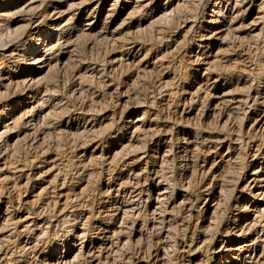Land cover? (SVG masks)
<instances>
[{
	"label": "rangeland",
	"instance_id": "rangeland-1",
	"mask_svg": "<svg viewBox=\"0 0 264 264\" xmlns=\"http://www.w3.org/2000/svg\"><path fill=\"white\" fill-rule=\"evenodd\" d=\"M59 1L37 0L35 12L1 16L0 46L22 51L37 34L43 48L47 17ZM114 1L69 2L77 3L75 19L61 24L64 32L52 37L53 48L47 45L54 56L38 84L13 87L0 75V264H222L218 235L235 209L252 210L241 188L246 165L258 145L264 147V132L252 125L253 114L264 112V0H246L238 18L218 32L207 21L212 0H153L145 8L124 0L131 1L124 10L120 3L110 7ZM165 4L168 15L151 18V9ZM93 8L101 20L84 32ZM19 16L24 21L16 23ZM33 16L37 27L30 30L27 19ZM70 33L74 40L65 47L63 37ZM1 52L0 74L23 69ZM229 177L235 190L210 225V191L227 188ZM153 183L162 184L168 199L152 211ZM249 215L250 232L262 235L264 212ZM258 245L261 250L263 241ZM226 259L224 264H234Z\"/></svg>",
	"mask_w": 264,
	"mask_h": 264
},
{
	"label": "bare ground",
	"instance_id": "bare-ground-1",
	"mask_svg": "<svg viewBox=\"0 0 264 264\" xmlns=\"http://www.w3.org/2000/svg\"><path fill=\"white\" fill-rule=\"evenodd\" d=\"M36 1L37 0H4V1H1L0 0V17L3 16V15H10V14H20L22 12H26V13H31V12H35L36 11ZM58 1V0H57ZM72 0H60L56 6H54L53 8V11L51 13H49L48 17L49 18V24L47 23V31L46 32H43L45 33L44 35H46L44 38L47 42V44H45V46L43 48H40L38 46V38H37V34H35V42H33L31 45V47L29 46L28 47V44L29 43L25 40L24 44H22V51H18L19 48H13L11 50H9L8 46L6 47V45H4L0 50H2L1 54L3 56H5L7 58V61H20V64H22L23 66V69L21 71H19L18 69H12L10 70V68L7 70L8 72L5 73V75L3 74H0L2 76L3 79H7L9 80V83L8 84H12V82L15 83V85H26L27 87H29V85L33 84V83H36L38 84V82H40L41 78L44 77L50 70L51 68V64H52V60H53V55H51V52L49 53L48 52V48L47 45L50 47H54L53 45V36L57 33L59 34H62L64 32V29H63V26L61 24H65L66 22H68L69 19H72L74 20L75 19V15L74 13H72V8H73V5H77L76 2H73L72 5L69 3L71 2ZM168 1V0H167ZM176 1V0H175ZM183 1V0H181ZM46 2V1H45ZM129 2L131 1H124V0H117V1H114V3H112L110 5V7L114 6L115 3H119L122 5V8L124 10V8L126 7L127 3L129 4ZM135 2L137 3H140L142 4V6L145 8V7H150L151 4H154L153 0H135ZM185 2V1H184ZM183 2V3H184ZM188 2V1H187ZM186 2V3H187ZM220 2H222V4H220ZM248 2V1H247ZM49 3V2H48ZM79 3V2H78ZM168 3V2H166ZM182 3V2H181ZM39 4V2H38ZM50 4V3H49ZM69 4V5H68ZM81 4V2L79 3ZM98 4V3H97ZM177 4V2H176ZM175 4V5H176ZM220 4V5H219ZM246 0H223V1H220V0H212L211 2V5H210V12L212 13V17L213 18H210L208 19L207 21H209L211 24V29L212 31H216L218 32V30L222 27V26H227L229 23L231 24V22H234V19L238 18V16L240 15V12L241 10L246 6ZM264 4V3H263ZM117 5V4H116ZM168 5L169 4H165V5H161V6H157L155 5V7L153 9H151V15L153 17H156V18H162L164 17L167 13H166V10L168 8ZM183 5V4H182ZM249 5V4H248ZM139 6V5H138ZM141 6V8H142ZM99 7V6H98ZM175 7H178V6H175ZM174 7V8H175ZM180 7V6H179ZM178 7V9H179ZM183 7V6H182ZM48 8V7H47ZM118 8V7H117ZM140 8V7H139ZM144 8H142L144 10ZM170 8V7H169ZM261 8V7H260ZM94 9V8H93ZM114 9V8H112ZM172 9V7H171ZM170 9V10H171ZM177 9V8H176ZM76 10V9H75ZM78 10V14L77 16L79 15L81 9H77ZM142 10V11H143ZM49 12V10H47ZM136 11V10H135ZM138 11V10H137ZM169 11V10H168ZM173 11V10H172ZM170 11V12H172ZM243 11V10H242ZM248 11V10H247ZM105 17L104 19H106L107 17H110V8L108 7V9H106L105 7ZM112 12V11H111ZM114 12V11H113ZM127 12V11H126ZM149 12V11H148ZM169 12V13H170ZM37 14V12H36ZM42 14V13H41ZM47 14V12H46ZM115 14V13H114ZM118 14V13H117ZM124 14V13H123ZM210 14V13H209ZM32 15V14H31ZM142 15V14H141ZM168 15V14H167ZM211 15V14H210ZM222 15V19H219V16ZM243 15V14H242ZM22 16V15H21ZM171 16V15H169ZM258 16V15H257ZM5 17V16H4ZM80 17V16H79ZM85 17H88L87 21L85 22L84 24V27L82 28V30L84 32H90L92 31L93 29L95 30V26L96 24L101 20V11H98L96 9L94 10H90L88 11L87 15H85ZM145 17V16H144ZM149 17V16H148ZM241 17V16H240ZM256 17V16H255ZM20 18V16H19ZM27 18V16H26ZM39 18V17H38ZM262 18V17H260ZM79 19V18H78ZM109 19V18H108ZM164 19V18H163ZM168 19V18H167ZM166 19V20H167ZM2 20V19H1ZM21 20L24 21L23 18H20V19H17L16 18V23L20 22ZM37 18L36 16H33V17H29L27 19L28 21V26L30 27V30L32 28L37 27ZM151 20V19H150ZM14 21V22H15ZM46 21V20H45ZM106 21V20H105ZM140 21V20H139ZM189 21V20H188ZM254 21V20H253ZM1 22V21H0ZM41 22V21H40ZM70 22V20H69ZM72 22V21H71ZM104 22V21H103ZM154 22V21H151V23ZM156 22V21H155ZM261 22V21H260ZM24 23V22H23ZM256 23V22H255ZM254 23V24H255ZM39 24V23H38ZM43 24V23H42ZM105 24V23H104ZM243 24V23H242ZM25 25V23H24ZM46 25V24H45ZM106 25V24H105ZM139 25V24H138ZM186 25V24H185ZM203 25V24H202ZM10 26V25H9ZM15 29L17 28V25H15ZM23 26V25H22ZM21 26V27H22ZM107 26V25H106ZM111 26V25H110ZM248 26V25H247ZM13 27V26H12ZM65 27V25H64ZM139 27V26H138ZM244 27V26H243ZM242 27V28H243ZM75 28V27H74ZM102 28V27H101ZM229 28V26H228ZM227 28V29H228ZM241 28V29H242ZM14 28H12L13 30ZM18 29H19V26H18ZM29 29V28H28ZM27 29V30H28ZM109 29V28H108ZM231 29V27H230ZM237 29V28H236ZM26 30V29H25ZM235 30V29H234ZM7 31V30H6ZM9 31V29H8ZM80 31V30H79ZM110 31V30H109ZM221 31V29H220ZM238 31V30H237ZM35 32V31H34ZM76 32V31H75ZM104 32V31H103ZM232 32V31H231ZM253 32V31H252ZM9 33V32H8ZM14 33V32H13ZM12 33V35H13ZM36 33V32H35ZM80 33V32H79ZM255 33V32H254ZM30 34V33H29ZM57 34V35H59ZM74 34L75 33H70L68 34L67 36L63 37V42H62V45L64 43L63 46L67 47H71V43L72 41L74 40ZM84 34V33H83ZM86 34V33H85ZM253 34V33H252ZM1 35V34H0ZM4 35V34H3ZM6 35V34H5ZM25 35V34H24ZM102 35V34H101ZM262 35V34H261ZM8 36V35H7ZM109 36V35H108ZM205 36V34L203 35ZM212 36V35H211ZM3 37V36H2ZM23 37V36H22ZM106 37V36H105ZM202 37V36H201ZM1 38V37H0ZM21 38V37H20ZM29 38V36H28ZM34 38V37H33ZM208 38V37H207ZM1 40V39H0ZM113 40V39H112ZM22 41V40H21ZM55 41V39H54ZM76 42V41H75ZM22 43V42H21ZM56 43V42H55ZM14 44V43H12ZM129 44V43H128ZM58 45V44H56ZM129 46V45H127ZM126 46V47H127ZM20 47V46H19ZM47 47V48H46ZM59 47V46H58ZM74 48V46H72ZM52 48L50 50H52ZM71 49V48H70ZM203 49V48H202ZM57 50V49H56ZM63 50V49H62ZM74 50V49H72ZM210 50V49H209ZM65 51V50H64ZM68 51V49H67ZM62 52V51H61ZM205 52V51H204ZM207 52V51H206ZM57 53H55L56 55ZM63 54V53H62ZM65 54V53H64ZM203 54V53H202ZM212 53H210L209 55H211ZM67 55V54H66ZM123 55V54H122ZM122 55L120 54V56L122 57ZM127 55V54H126ZM57 56V55H56ZM55 56V57H56ZM134 56V55H133ZM199 56V55H198ZM60 57V56H59ZM58 57V58H59ZM2 59V58H1ZM60 62H62L63 60V57H60L59 58ZM70 59V58H69ZM124 59V58H123ZM58 61H56V65L58 64L57 63ZM55 63V61L53 62ZM64 63V62H63ZM14 64V63H13ZM59 65V64H58ZM14 66V65H13ZM54 66V64H53ZM3 68V67H2ZM7 68V67H6ZM1 70V69H0ZM6 70V69H5ZM2 72V71H1ZM50 73V72H49ZM5 76V77H3ZM46 78V76H45ZM263 79V78H262ZM4 81V80H3ZM3 83V82H2ZM261 83V82H260ZM6 84V82H5ZM4 84V85H5ZM2 86V85H1ZM13 86V84H12ZM262 86V85H261ZM14 87V86H13ZM18 87V86H17ZM26 87V88H27ZM1 88V87H0ZM5 88V87H4ZM251 89V88H250ZM257 90V89H256ZM1 91V89H0ZM250 93V92H249ZM255 93V92H254ZM28 94V93H27ZM249 95V94H248ZM252 95V94H251ZM250 95V96H251ZM263 95H264V91H263ZM242 96V95H241ZM259 96V95H258ZM243 97V96H242ZM249 97V96H248ZM260 97V96H259ZM234 98V97H233ZM247 98V97H246ZM264 98V97H263ZM27 99V98H26ZM239 99V97H238ZM241 99V98H240ZM244 99V98H243ZM253 99V98H252ZM257 100H259L257 98ZM234 101V100H233ZM21 101H19L18 103H20ZM236 102V101H235ZM242 102V101H241ZM239 102V103H241ZM258 102V101H257ZM262 102V101H261ZM22 103V102H21ZM243 103V102H242ZM252 103V102H251ZM6 104V103H5ZM10 105V104H9ZM13 105V104H12ZM11 105V106H12ZM248 105V104H246ZM258 105V104H257ZM7 106V105H6ZM251 106V105H250ZM3 108V106H1ZM235 107V106H234ZM13 110L11 111V113L14 111H16V108L17 106L13 105ZM19 108V107H18ZM236 108V107H235ZM243 108V107H242ZM248 108V107H246ZM250 108V107H249ZM1 109V108H0ZM12 109V108H10ZM240 109V107H239ZM258 109V108H257ZM255 110V109H254ZM250 111V110H249ZM248 111V112H249ZM263 111V110H262ZM255 112V111H254ZM260 112V111H259ZM10 113V114H11ZM14 114H12L13 116ZM19 115V114H17ZM16 115V116H17ZM22 115V114H21ZM20 115V116H21ZM254 121H253V130H255L256 132H259L261 133L262 132V135H263V132H264V112H261V114L259 113H254ZM222 117V116H221ZM225 118V117H224ZM247 118V117H246ZM251 118V117H250ZM7 119H10L11 121H9L11 124H13V121L15 118L12 119V117H8ZM222 119V118H221ZM249 119V118H248ZM252 119V118H251ZM227 120V119H226ZM225 120V122H226ZM230 120V119H229ZM228 120V121H229ZM241 120V119H240ZM245 120V119H244ZM21 121V120H20ZM239 121V120H238ZM248 121V120H247ZM250 121V119H249ZM251 121V122H252ZM8 122V121H7ZM142 122V121H141ZM10 123H7L6 125H4L5 127L4 128H8L7 126L10 125ZM18 123V122H17ZM130 123V122H129ZM132 123V122H131ZM241 123V122H240ZM249 123V122H248ZM141 124V123H140ZM225 124V123H223ZM142 125V124H141ZM240 124L238 123V126ZM243 125V124H242ZM248 125V124H247ZM251 125V124H250ZM130 126V125H129ZM224 126H227V125H224ZM223 126V127H224ZM2 127V123L0 124V128ZM11 127H14V126H11ZM139 127V126H138ZM141 127V126H140ZM10 128V127H9ZM251 128V127H250ZM3 129V128H2ZM134 129V127L132 128ZM240 129V128H239ZM243 130V129H242ZM8 131V130H7ZM136 131V130H135ZM239 131V130H237ZM241 131V130H240ZM252 131V130H251ZM250 131V132H251ZM133 132V131H132ZM242 132V131H241ZM254 132V131H253ZM236 133V131H235ZM252 133V132H251ZM1 134V133H0ZM136 134V133H135ZM248 134V133H247ZM258 134V133H257ZM249 135V134H248ZM261 135V136H262ZM143 136V135H142ZM161 136V135H160ZM226 136V135H225ZM232 136V135H231ZM238 136V135H237ZM254 136V135H253ZM257 136V135H256ZM128 137V136H127ZM135 137V136H134ZM133 137V138H134ZM137 137V136H136ZM132 138V137H131ZM140 138V137H139ZM166 138V137H165ZM188 138V137H187ZM135 139V138H134ZM133 139V140H134ZM141 139V138H140ZM139 139V140H140ZM216 139V138H215ZM219 139V138H218ZM223 139V138H222ZM238 139V137H237ZM260 139V138H259ZM121 140V139H120ZM135 140H138V139H135ZM234 140V139H233ZM131 141V140H130ZM148 141V140H147ZM153 142V140H151ZM186 141V140H185ZM216 141V140H214ZM236 141V140H235ZM143 142L145 143V140H143ZM156 142V141H155ZM187 142V141H186ZM224 142V141H223ZM264 142V141H263ZM129 143V142H127ZM131 143V142H130ZM129 143V145H130ZM162 143H164L162 141ZM185 143V142H184ZM192 143V142H191ZM220 143V142H219ZM126 144V143H125ZM189 144V143H188ZM218 144V143H216ZM252 144V143H251ZM258 144V143H257ZM124 145V144H123ZM229 145V144H228ZM227 145V146H228ZM261 145V144H260ZM219 146V144H218ZM221 146V145H220ZM223 146V145H222ZM187 147V146H186ZM235 147V146H234ZM190 148V147H189ZM204 148V147H203ZM208 148V146H207ZM213 148V147H212ZM229 148H232V147H229ZM251 148V147H250ZM256 148V147H255ZM196 149V148H195ZM238 149V148H237ZM184 150V149H183ZM191 150V149H189ZM194 150V149H193ZM211 150V149H210ZM236 150V149H235ZM250 150V149H249ZM252 150V149H251ZM250 150V151H251ZM256 150V154H254L253 156V160L251 162H249L247 166V172L244 173L243 178H244V183L242 185V188H241V191L242 189H247V192L249 193L248 195L250 196V198H248V200L246 202L250 203L251 202V208L252 210L250 211L252 214H257V213H263L264 212V147L263 146H259L257 147ZM197 151V150H196ZM196 151H195V154H196ZM240 151V150H239ZM242 151V150H241ZM247 151V150H246ZM161 152V151H160ZM167 152V151H166ZM192 152V151H191ZM208 152V151H207ZM212 152V151H211ZM232 152V151H231ZM238 152V151H237ZM236 152V153H237ZM148 153V151H147ZM159 153V152H158ZM165 153V152H163ZM200 153V152H199ZM198 153V154H199ZM215 153V152H214ZM230 153V152H229ZM185 154V153H184ZM183 154V155H184ZM238 154V153H237ZM236 154V155H237ZM242 154V153H241ZM252 154V153H251ZM142 155V154H141ZM156 155V154H155ZM161 155V154H160ZM188 155V153H187ZM222 155V154H221ZM225 155V153H224ZM247 155V154H245ZM250 155V154H249ZM259 155H262V157L259 159ZM164 156V155H163ZM161 156V157H163ZM165 156H166V153H165ZM164 156V157H165ZM192 156V155H190ZM196 156V155H195ZM205 156V155H204ZM163 157V159H164ZM185 157V156H184ZM234 157V156H233ZM248 157V156H247ZM138 158V157H137ZM152 158V157H151ZM199 158V157H198ZM230 158V157H229ZM252 158V157H251ZM159 159V158H157ZM162 159V158H161ZM194 159V158H193ZM212 159V158H211ZM233 159H236V158H233ZM186 160V159H185ZM224 160V159H223ZM215 161V160H214ZM231 161V159H230ZM161 162V161H160ZM192 162V161H191ZM198 162V160H197ZM206 162V161H205ZM211 162V161H210ZM239 162V161H238ZM245 162V160H244ZM190 163V162H189ZM203 163V162H202ZM230 163V162H229ZM228 163V164H229ZM233 163V162H232ZM231 165H234L232 164ZM235 163V162H234ZM246 163V162H245ZM251 163V164H250ZM197 164V163H195ZM200 164V163H199ZM198 164V165H199ZM206 164V163H205ZM227 164V165H228ZM190 165V164H189ZM243 165V164H242ZM224 166V165H223ZM235 166H238V165H235ZM244 166V165H243ZM245 166V167H246ZM227 167V166H226ZM187 168V167H186ZM194 168V167H193ZM196 168V167H195ZM225 168V167H224ZM244 168V167H243ZM227 169V168H226ZM236 169V168H235ZM245 169V168H244ZM196 170V169H195ZM202 170V168H201ZM204 171V170H203ZM197 172V171H196ZM234 172V171H233ZM243 173V172H242ZM233 176V175H231ZM241 176V175H240ZM241 176V177H242ZM228 177V176H227ZM162 178V177H161ZM235 178V177H234ZM240 178V177H239ZM241 179V178H240ZM229 180H231V178L229 177ZM243 180V179H242ZM223 181V180H221ZM234 181V179H232L229 183V186L227 188H225L224 186H220L221 188H219V191L218 193H214V190H211L210 191V194H212L211 198H212V204H209L206 206L205 208V219L206 217L208 219H210V222L209 224L211 225L213 221V216L215 215L217 209L219 206H221L223 203L222 200H224L225 202H227L226 200H228V195L231 194V192L233 191V189L235 190V184L237 183H234L232 184ZM237 181V180H236ZM235 181V182H236ZM214 181H212L213 183ZM189 184V183H188ZM187 184V185H188ZM220 184V183H219ZM222 184V183H221ZM226 184V183H225ZM162 185V184H161ZM160 184H154L152 185V188H151V209L152 211L153 210H156L160 204V202L165 198V188H163ZM223 185V184H222ZM218 186V185H216ZM226 186V185H225ZM238 186V185H236ZM210 187V186H209ZM215 188V186H214ZM238 188V187H236ZM149 189V188H148ZM211 189V188H210ZM209 189V190H210ZM216 191V190H215ZM234 194V193H233ZM236 194V193H235ZM115 195V194H114ZM234 196V195H233ZM232 196V197H233ZM116 197V196H114ZM113 198V197H112ZM167 198V197H166ZM165 198V199H166ZM185 198V197H183ZM116 199V198H115ZM168 199V198H167ZM166 199V200H167ZM231 199V198H230ZM185 200V199H184ZM149 202V201H148ZM147 202V203H148ZM165 203V201H164ZM238 203V202H237ZM244 203V202H243ZM163 204V203H162ZM221 204V205H220ZM126 205V204H125ZM149 205V204H148ZM226 205V204H225ZM241 205V204H240ZM245 205V204H243ZM248 205V204H247ZM120 206V205H119ZM127 206V205H126ZM162 206V205H160ZM205 206V205H204ZM131 207V206H130ZM163 207V206H162ZM166 207V206H165ZM225 207V206H224ZM232 207V206H231ZM230 207V208H231ZM133 208V207H131ZM237 208V207H236ZM250 208V209H251ZM119 209V208H118ZM162 209V208H160ZM221 209V207L219 208ZM243 209V208H242ZM248 209V208H247ZM246 209V210H247ZM117 210V209H116ZM115 210V212H116ZM128 209H126L125 211H127ZM204 210V209H203ZM229 210V209H228ZM121 211V210H120ZM132 209H130V213H131ZM149 211V210H148ZM162 211V210H161ZM221 211V210H220ZM224 211V210H223ZM134 212V211H132ZM151 212V211H150ZM160 212V211H159ZM164 212V210H163ZM218 212V211H217ZM222 212V211H221ZM250 212H241V209L240 208H237L235 209V212H233V220L231 222H229L227 224V227L223 229H225V231H223L220 235L219 238L221 239V249L218 250V254L217 255H222V257H219L221 258V260H223L222 264H224V261L225 259H229V260H234V264H264V246L261 248V250L259 249H256V247H258L259 245V241H263L264 243V232L262 235H259L261 234L259 232L255 233V235L253 236L252 235V232H250V224L252 222V219L250 218V215L249 213ZM124 215H125V212H123ZM156 213V212H155ZM232 213V212H230ZM153 214V213H152ZM160 214V213H158ZM218 215V213H216ZM162 215V213H161ZM164 215V214H163ZM203 215V214H202ZM114 216V215H113ZM126 216V215H125ZM220 216V215H219ZM218 216V217H219ZM116 217V216H115ZM121 217V216H120ZM123 217V215H122ZM165 217V216H164ZM217 217V216H216ZM217 217V218H218ZM230 217V216H229ZM262 217V216H260ZM124 218V217H123ZM159 218V217H158ZM163 218V217H162ZM160 219V218H159ZM258 219V218H257ZM116 220V219H115ZM121 220V219H119ZM169 220V219H168ZM231 220V219H230ZM121 222V221H120ZM119 222V223H120ZM207 222V223H208ZM154 223V222H153ZM157 223V222H156ZM155 224V223H154ZM161 224V223H160ZM221 224H224V223H221ZM208 225V224H206ZM253 225V224H251ZM156 226V225H155ZM205 226V225H204ZM203 226V228H204ZM120 227V226H119ZM154 227V226H152ZM158 227V226H157ZM168 227V226H167ZM209 227V226H208ZM207 227V229H208ZM213 227V226H212ZM222 227V226H221ZM118 228V227H117ZM160 228V226H159ZM211 228V227H210ZM263 228V226H262ZM164 228L162 227V230ZM169 229V228H168ZM206 229V228H205ZM206 229V230H207ZM121 230V229H120ZM160 230V229H159ZM167 230V229H166ZM220 230V229H219ZM261 230V229H260ZM105 231V230H104ZM103 231V232H104ZM114 231V230H113ZM255 231V230H254ZM110 232V231H109ZM163 232V231H162ZM170 232V231H169ZM202 232V231H201ZM220 232V231H218ZM158 233V232H157ZM161 233V232H160ZM166 233V232H165ZM168 233V232H167ZM204 233V231H203ZM209 234V233H208ZM244 234V236H243ZM119 235V234H118ZM123 235V234H122ZM207 235V234H206ZM211 235V234H210ZM213 235V234H212ZM215 235V234H214ZM120 236V235H119ZM118 236V237H119ZM160 236V235H159ZM163 236V235H162ZM166 236V235H164ZM193 236V235H192ZM243 236L242 238H244L243 240L240 239V237ZM262 236V237H261ZM117 237V238H118ZM172 237V236H171ZM197 237V236H196ZM210 237V236H208ZM108 238V237H107ZM121 238V237H120ZM123 238V237H122ZM127 238V237H126ZM130 238V237H129ZM162 238V237H161ZM163 238H166V237H163ZM186 237H184L185 239ZM216 238V237H215ZM104 239V238H103ZM102 239V240H103ZM119 239V238H118ZM190 239V238H189ZM194 238H192L191 240H193ZM196 239V238H195ZM217 239V238H216ZM219 239V240H220ZM123 240V239H122ZM125 240V239H124ZM128 240V239H127ZM163 240V239H162ZM198 240V239H197ZM201 241V239H199ZM211 240V238L209 239ZM158 241H160V239H158ZM166 241V240H164ZM170 241V239H169ZM187 241V239H186ZM195 241V240H194ZM205 241V239H204ZM85 242V241H84ZM106 243L104 244L105 246H108L109 245V242L108 241H105ZM198 242V241H197ZM196 242V243H197ZM82 243V242H81ZM115 243V242H114ZM127 243V242H126ZM158 243V242H157ZM193 243V242H192ZM191 243V244H192ZM195 243V242H194ZM195 243V244H196ZM262 243V242H261ZM111 244V243H110ZM119 244V242H118ZM123 244H125L123 242ZM165 244V243H164ZM198 244V243H197ZM213 244V243H212ZM168 245V244H167ZM181 245V244H179ZM185 245V244H184ZM220 245V244H219ZM261 245V244H260ZM112 246V245H111ZM160 246V245H159ZM170 246V245H169ZM172 246V245H171ZM170 246V248H171ZM174 246V245H173ZM192 246V245H191ZM190 246V247H191ZM109 247V246H108ZM114 247V246H113ZM181 247H184V246H181ZM158 248V247H157ZM168 248V247H166ZM188 248V247H187ZM213 248V247H212ZM116 249V248H115ZM160 249V248H159ZM164 249V247H163ZM162 249V250H163ZM169 249V248H168ZM167 249V250H168ZM185 249V248H184ZM194 249V248H193ZM196 249V248H195ZM84 250V249H82ZM81 250V251H82ZM91 250V249H90ZM117 250V249H116ZM166 250V251H167ZM172 250V249H170ZM92 251V250H91ZM116 252V251H115ZM156 252V250H155ZM159 252V251H158ZM174 252V251H173ZM92 253V252H91ZM163 253V252H162ZM170 253V252H169ZM157 254V253H156ZM161 254V253H160ZM174 254V253H173ZM192 254V253H191ZM106 255V254H105ZM109 255V254H108ZM164 255V254H162ZM171 256V255H170ZM69 255H66L65 258H62V261H66L67 262V259H68ZM71 257V256H70ZM106 257V256H105ZM157 259L159 260V254L156 255ZM162 257V256H161ZM165 257H166V253H165ZM164 257L160 258V259H163ZM169 258V257H168ZM167 258V259H168ZM225 258V259H224ZM61 260V258H59ZM191 259V258H189ZM226 259V260H227ZM71 260V259H70ZM156 260V259H155ZM166 261V260H164ZM61 262V261H60ZM156 262V261H155ZM208 263V261H206ZM221 262V261H220ZM159 263V262H158ZM164 263V262H163ZM68 264V263H67ZM162 264V263H161ZM172 264V263H171ZM229 264V263H227Z\"/></svg>",
	"mask_w": 264,
	"mask_h": 264
}]
</instances>
